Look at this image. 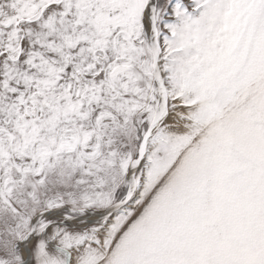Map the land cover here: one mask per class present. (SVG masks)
Segmentation results:
<instances>
[{
	"label": "snow or ice",
	"instance_id": "snow-or-ice-1",
	"mask_svg": "<svg viewBox=\"0 0 264 264\" xmlns=\"http://www.w3.org/2000/svg\"><path fill=\"white\" fill-rule=\"evenodd\" d=\"M0 264H264V0H0Z\"/></svg>",
	"mask_w": 264,
	"mask_h": 264
}]
</instances>
